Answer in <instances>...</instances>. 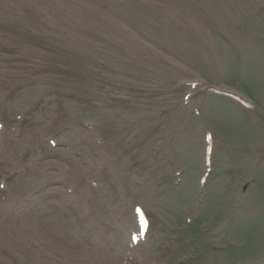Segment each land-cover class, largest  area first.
Here are the masks:
<instances>
[{"label":"rangeland","instance_id":"obj_1","mask_svg":"<svg viewBox=\"0 0 264 264\" xmlns=\"http://www.w3.org/2000/svg\"><path fill=\"white\" fill-rule=\"evenodd\" d=\"M41 1L0 0V264H264V116L208 91L264 114V0Z\"/></svg>","mask_w":264,"mask_h":264},{"label":"bare ground","instance_id":"obj_2","mask_svg":"<svg viewBox=\"0 0 264 264\" xmlns=\"http://www.w3.org/2000/svg\"><path fill=\"white\" fill-rule=\"evenodd\" d=\"M45 16V19L44 20H46L47 18H46V15H44Z\"/></svg>","mask_w":264,"mask_h":264}]
</instances>
